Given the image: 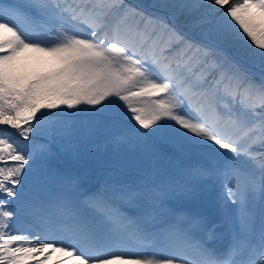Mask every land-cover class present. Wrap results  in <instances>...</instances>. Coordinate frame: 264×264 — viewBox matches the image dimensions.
Listing matches in <instances>:
<instances>
[{"label":"snow or ice","instance_id":"snow-or-ice-1","mask_svg":"<svg viewBox=\"0 0 264 264\" xmlns=\"http://www.w3.org/2000/svg\"><path fill=\"white\" fill-rule=\"evenodd\" d=\"M151 8L0 3V125L15 130L0 128V264H47L52 253L53 264H264V211L252 242L253 205L264 203V0H155ZM225 42L242 46L259 74ZM24 52L38 54L37 68L20 62ZM161 94L169 99L150 110L131 102ZM81 104L90 106L76 113L89 118L86 130L67 126L61 140L50 132L36 144L46 115L37 113ZM100 128L106 146L152 144L192 159L169 178L128 183L109 172L86 189L80 174L52 162L98 151L89 144ZM35 222L64 238L33 231ZM224 235L223 251L209 246Z\"/></svg>","mask_w":264,"mask_h":264},{"label":"trees","instance_id":"trees-1","mask_svg":"<svg viewBox=\"0 0 264 264\" xmlns=\"http://www.w3.org/2000/svg\"><path fill=\"white\" fill-rule=\"evenodd\" d=\"M141 3H150L151 5L155 2V0H138ZM150 5V6H151ZM158 10V9H157ZM238 27V26H237ZM241 36L244 37L245 40L248 41L249 44H251V41L248 40L247 36L245 34L240 33ZM225 46L229 49H231L234 53L240 54L242 57H244L247 61L251 62L250 57L247 54V51L241 46V47H232L230 45L229 42H225ZM254 48V45L252 46ZM256 51H259V49H256ZM21 53V60H23L22 58V54ZM29 53V52H27ZM29 59H28V63L24 62V65L27 67V69L29 71L37 68V65L34 63V58L38 55V54H32L29 53ZM20 60V62H21ZM78 109L80 108H76V109H67L65 106H61L60 108L57 109H53V110H47V109H42L40 113H37V118H41L42 114L46 115L43 117L42 119V123H41V128H42V135L40 137L37 138L36 140V144H42L45 143L48 137V134L51 132L54 136V138L56 140H61L62 139V135L64 132V129L67 126H74L75 129L77 131H84L86 130V126L82 121L83 115H76V113L78 112ZM61 113H67L68 115H58ZM33 123H35V121H33ZM0 128L3 129H7V131L9 132H14V129H10L8 128L6 125H0ZM103 128H101L102 130ZM100 135H106L105 132H98ZM22 143L27 144L28 141H22ZM93 147L91 144H89V148ZM106 148V146L102 147V149L96 151V152H86L85 155L83 156L82 159H80L76 164H78L79 167H83V168H87L90 166H103V164H105L106 161L102 162V163H96V159L97 157H95L94 155H97L99 157L100 153ZM53 150L55 151V145H53ZM53 166H57V167H62L64 164L68 165V162L65 161L62 157L58 160L54 159L53 160Z\"/></svg>","mask_w":264,"mask_h":264},{"label":"rangeland","instance_id":"rangeland-1","mask_svg":"<svg viewBox=\"0 0 264 264\" xmlns=\"http://www.w3.org/2000/svg\"><path fill=\"white\" fill-rule=\"evenodd\" d=\"M10 2H14V1L12 0V1H9V2H8V0H7V1H6V0H0V3H10ZM137 2H138V1H137ZM147 5H151V4H150V3H143V6H145V7H149L150 9H152L150 6H147ZM143 6H141V7H143ZM145 9H146V10H149V9H147V8H145ZM6 18L11 19V17H7V16H6ZM64 27H65V29H66L67 31H69V32H74L76 35H83V33L77 31L76 29H74V28H72V27H69L68 25H65ZM30 29H31L30 27L23 26V30L28 34L29 38H35V37L32 35V31H30ZM55 29H56V26L53 25V26L51 27V30H52L53 32H55ZM52 42H53V41H49V43H52ZM32 54H36V53H32ZM29 56H30V54L27 53V52H26L25 54H22V58H23V60H21V63H22V64H24V62H25V63H28ZM135 90H139V87H137V89H135ZM109 99L116 100L117 98H115V97H110ZM159 99L168 100L169 97H168L166 94H161V95L158 96V97H149V96L136 97V98H132V101H131V102H132L135 106H137V107L143 108V109H145V110H150V109H152V108L155 107V105L152 103V101H153V100H159ZM117 102L120 103L121 105H123V102H122V101H118V100H117ZM81 105H83L84 107H90V106H88V105H84V104H81ZM125 107H126V106H125ZM138 126H139V125H138ZM141 131H144V130L141 129ZM182 131H183V130H182ZM194 138H195V137H194ZM91 141L94 142V141H95V137H92ZM96 142L99 143V142H101V140H100V139H97ZM102 142H104V141H102ZM131 148L134 149V151L131 152V153H128V156H131L132 158L135 157V158H138V159H143V158H145V157L147 156V154L149 153V149H145L144 147H142L141 144H131ZM105 150H106V148L100 153V156L102 157V158L100 157V160H101V161H110V162H117V161H118V159L115 158V155H117L116 153H120V151H118V152H116V153L109 154V153H106ZM130 151H132V150H130ZM127 152H129V151H127ZM228 155H231V154L229 153ZM120 156H122V154H121ZM190 156H191V155H190ZM119 159H120V158H119ZM131 162L133 163L134 161L132 160ZM117 164H118V163H114V164H111V165H107V166H105V167H111V168H109V169L98 168L99 171L94 172L93 175H91V176H93L92 178L95 179V178H97V176H99V177H98V181H99V179H101L100 174H102V172H103V174H104L105 176H107V174H108L109 172H111V173L114 174V177H115V176H118V174H120L119 177H115V178H117L118 180H122V179H123V180H127V179H130V180L128 181V183H135V182H136V181L134 180L135 177H134V176H132V177H129V176L126 177L125 174L121 173V172L117 169L118 167H115ZM134 165H135V164H134ZM137 165H140V163L137 162ZM142 166H147V163H143ZM65 167H66V166H65ZM65 167H63V168H65ZM77 168H78V167H77ZM71 171L74 172V173H78V174L81 175V179H82V184H83V185L85 184L86 187H89L90 185H92V183H88V182L85 180V178H84V173H82V172L79 170V168H78L77 170H75V169H71ZM125 177H126V179H125ZM98 181H94L93 184H96V185H97V184H98ZM260 209H261V211L264 209V203H262V206H261ZM35 228L38 229V231H37ZM32 230H33V231L36 230L37 232H40L41 234H52V235H54L55 237H57V236H59V235H64L63 233L57 232L54 228H52L51 225H48V224L43 223V222H35L34 225H33ZM56 257H57V254L55 255L54 253H52L51 258L47 261V264H49V262H50L52 259L56 258Z\"/></svg>","mask_w":264,"mask_h":264},{"label":"bare ground","instance_id":"bare-ground-1","mask_svg":"<svg viewBox=\"0 0 264 264\" xmlns=\"http://www.w3.org/2000/svg\"><path fill=\"white\" fill-rule=\"evenodd\" d=\"M126 1V3L128 4V3H130V0H125ZM134 3V2H133ZM134 5L135 6H138L136 3H134ZM148 11H150V10H148ZM237 61V60H236ZM239 64H242L240 61H237ZM247 68H251V67H247ZM256 73H257V75L259 74V71L260 70H258V69H255V68H252ZM59 257V254H57V257L56 258H54V259H52L50 262H49V264H53V261H55L57 258ZM62 258V257H61Z\"/></svg>","mask_w":264,"mask_h":264}]
</instances>
